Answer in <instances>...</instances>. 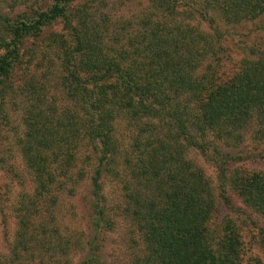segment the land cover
I'll return each instance as SVG.
<instances>
[{"label":"trees","instance_id":"1","mask_svg":"<svg viewBox=\"0 0 264 264\" xmlns=\"http://www.w3.org/2000/svg\"><path fill=\"white\" fill-rule=\"evenodd\" d=\"M103 1L44 0L30 5V13L5 17L6 35H0L2 111L15 90L12 72L23 62L19 57L24 39L38 36L57 21L68 33L66 37L51 32L58 41L60 59L55 62L61 72L60 87L69 103L61 107L47 103L40 84L31 80L25 85V131L19 143L26 168L37 183L36 193L42 196L57 177L69 174L73 149L85 141L100 152L91 177L97 197L103 166L117 153L115 126L123 118L136 130L135 160L126 157L125 161L133 181L146 190L143 200H138L140 207L133 210L144 244L139 264H249L252 257L239 217L228 215L216 223L218 205L207 177L183 153L196 147L215 155L220 184L229 185L264 219V170L236 166L217 144L207 147L205 142L208 133L240 141L241 130L251 121L264 135V56L251 49L222 79L214 66L221 59L223 33L218 22L243 27L262 21L264 0H149L161 12L156 19H163L156 20L155 14L140 18L138 26L152 23L148 30H136V36L149 40L139 46L129 37L133 45L129 49L106 41L103 29L108 18L101 16L98 22L92 11ZM194 16L212 32L183 22ZM95 213V234L83 264H99L95 244L103 209ZM19 224L12 254L0 255V264H20L21 250H27L35 238L25 219ZM39 226L38 242L53 253L64 248L56 228Z\"/></svg>","mask_w":264,"mask_h":264},{"label":"rangeland","instance_id":"2","mask_svg":"<svg viewBox=\"0 0 264 264\" xmlns=\"http://www.w3.org/2000/svg\"><path fill=\"white\" fill-rule=\"evenodd\" d=\"M43 1L0 0V35H6L3 26L5 17L12 19L20 13H30V5L34 4L35 7ZM92 11L98 22L101 16L108 18L103 29L106 41H112L113 46L123 44L128 49L133 46L129 44V37L133 38L134 45L139 46L149 40L148 36L143 39L136 36V30H148L152 22L143 28V25L138 26L139 19L150 15L153 17L154 14L156 19L161 13L152 7L149 0H104L100 4L96 3V9ZM183 22L207 33L212 32L197 16L192 20L185 18ZM218 23L223 34L220 40V63H214L217 77L222 79L230 75L242 57L252 52L251 49H258L256 52L264 56V19L248 22L243 27ZM53 31L68 37L62 23L57 21L44 27L38 36L24 39L19 57L23 62L12 72L15 90H11L5 99L4 110H0V255L12 254L11 246L16 239V231L21 219H25L29 223L27 230L33 231L37 240L34 238L30 242L29 249L21 250L20 264H83L95 234L92 228L93 220L97 217L95 211L101 208L103 219L95 244L99 264H139L144 244L142 233L134 223L133 210L140 207L138 200H143L146 190L133 181L130 166L125 161L126 157L133 159V162L135 160L134 126L123 118L117 121V153L103 166L101 189L97 197L91 190V177L100 154L98 146L93 148L85 141L77 143L73 149L75 155L69 174L57 177V181L50 184L49 190L42 196L36 193L37 183L22 158L19 140L25 131L23 111L28 100L25 85L31 80L40 84L47 103L55 102L60 107L69 103L60 87L61 72L55 62L60 59L58 41L52 39ZM257 127V123L251 121L241 130L240 135L244 136L240 141L229 135L218 137L217 133H208L205 142L207 147L217 144L228 161L236 166L264 170V135H259ZM183 154L207 177L218 205L216 223L228 215L239 217L237 223L242 226L247 239V254L252 257L248 263L264 264L263 217L244 204L229 189V185L220 184L214 165L215 155L208 152L203 154L196 147L188 148ZM53 171L58 174L54 165ZM39 223L45 224L48 229L54 227L58 230L62 243L65 242L62 250L53 253L38 242L42 238Z\"/></svg>","mask_w":264,"mask_h":264}]
</instances>
